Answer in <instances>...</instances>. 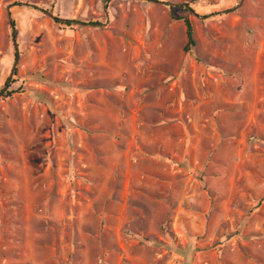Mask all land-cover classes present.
I'll list each match as a JSON object with an SVG mask.
<instances>
[{"label":"rangeland","instance_id":"1","mask_svg":"<svg viewBox=\"0 0 264 264\" xmlns=\"http://www.w3.org/2000/svg\"><path fill=\"white\" fill-rule=\"evenodd\" d=\"M0 264H264V0H0Z\"/></svg>","mask_w":264,"mask_h":264},{"label":"trees","instance_id":"2","mask_svg":"<svg viewBox=\"0 0 264 264\" xmlns=\"http://www.w3.org/2000/svg\"><path fill=\"white\" fill-rule=\"evenodd\" d=\"M183 8L188 9L190 12L192 11V10H190V8H188V4H184ZM202 17H204V16H202ZM172 19H174V18H172ZM53 20L55 23H58L60 25H65V26H71V25L77 23V22L72 21L70 19H59L57 17H54ZM177 20H179V19H177ZM182 21H183V24L185 26V34H186V40H187L186 45L183 48V51H184V53H188L191 50V48H193L196 45V41L194 39L193 28H192V24L190 23V21L187 19H184V18L182 19ZM79 24L81 25L84 23H79ZM88 24L97 25L98 23H88ZM11 26H12L13 31H14V22L13 21H11ZM14 46L16 47L15 44H14ZM17 58H18V52H17V49L15 48V50H14L15 62L17 61ZM14 71H15V68H14ZM8 81L11 82L10 80L7 79V83L4 84V88H10L11 84L9 85ZM6 94H9V92L7 91Z\"/></svg>","mask_w":264,"mask_h":264}]
</instances>
